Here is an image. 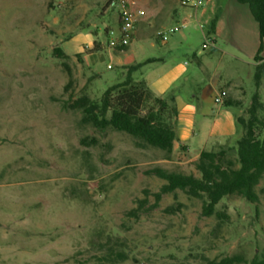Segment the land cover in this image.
<instances>
[{
	"label": "rangeland",
	"instance_id": "rangeland-1",
	"mask_svg": "<svg viewBox=\"0 0 264 264\" xmlns=\"http://www.w3.org/2000/svg\"><path fill=\"white\" fill-rule=\"evenodd\" d=\"M200 9L189 28L173 23L160 32L168 39L190 35L203 51L210 35ZM118 27L119 8L111 0H0V264H105L106 253L119 252L126 260L114 257L113 264L264 257V178L257 205L225 198L217 207L221 217L203 216L202 200L179 190L155 207L154 194L166 182L148 172L161 168L199 177L197 161L141 147L110 128L99 131L81 122V111L66 108L71 96L98 101L125 80L128 67L119 66L105 33ZM79 34L103 43L96 62L86 58L85 46L82 53L70 49L68 42ZM153 51L149 55H159ZM188 57L181 52L175 59ZM64 62L73 73L68 91ZM244 82L235 109L248 119L256 82L254 76ZM259 92L264 103V87ZM241 135L239 127L235 137L207 151L229 150L235 159Z\"/></svg>",
	"mask_w": 264,
	"mask_h": 264
},
{
	"label": "crops",
	"instance_id": "crops-1",
	"mask_svg": "<svg viewBox=\"0 0 264 264\" xmlns=\"http://www.w3.org/2000/svg\"><path fill=\"white\" fill-rule=\"evenodd\" d=\"M137 1L143 16L135 25L130 45L124 50L109 51L118 56L120 67L141 66L133 78L145 81L155 96L164 97L175 91L176 140L172 154L196 162L203 151L239 132L236 109L224 107V102L238 104L237 100H243L246 92L245 77L255 78L257 67L264 70V40L262 43L259 25L248 5L237 0H206L200 9V19L208 29L215 20V32L209 34L211 43L206 48L207 38L202 43L201 51L195 49V38L190 35L166 41L158 36L161 29L170 28L173 23L189 28L193 16L197 18V9L184 5L182 0ZM202 34L206 37L203 30ZM96 42L103 50V43L92 35H75L68 45L76 53H82L83 46L91 50ZM149 50L159 51V55H149ZM100 51L87 54L86 58L96 62L95 55ZM181 52L191 58L185 62L175 59ZM263 80L264 75L260 91Z\"/></svg>",
	"mask_w": 264,
	"mask_h": 264
},
{
	"label": "trees",
	"instance_id": "trees-1",
	"mask_svg": "<svg viewBox=\"0 0 264 264\" xmlns=\"http://www.w3.org/2000/svg\"><path fill=\"white\" fill-rule=\"evenodd\" d=\"M238 3L248 5L260 29V38L264 40V0H237ZM209 34L215 32V20L209 27ZM108 34V30H105ZM100 51L98 44L87 54ZM261 52V49H260ZM55 53L59 58L68 56L58 49ZM259 60V54L256 57ZM69 82L66 90L73 86V73L67 63H63ZM141 66L127 68L124 81L116 83L103 93L102 97L92 100L83 95L78 99L73 96L66 103V108L79 110L83 116L81 122L91 125L99 131L113 129L126 133L139 140V146H150L172 154L176 140L175 91L171 90L164 97L153 94L145 81H136L133 74ZM264 75L263 67H257L255 73L256 92L253 95L248 110V119L237 118L238 127L242 135L236 142V158H229V150L218 152L203 151L196 162L199 177L169 172L156 168L148 172L156 175L166 183L154 194L155 207L159 205L163 196L182 191L187 196L202 200V215L221 217L217 207L225 199L238 196L250 204L257 205L260 201L257 188L264 178V103L261 101L260 87ZM239 106L234 102L225 101L224 107ZM143 206L140 205L130 215L136 216ZM114 257L120 261L126 260V254L119 252L115 255L106 253L103 257L105 264H113ZM212 264H264V257H254L250 261L241 255L225 257L215 260Z\"/></svg>",
	"mask_w": 264,
	"mask_h": 264
},
{
	"label": "built area",
	"instance_id": "built-area-1",
	"mask_svg": "<svg viewBox=\"0 0 264 264\" xmlns=\"http://www.w3.org/2000/svg\"><path fill=\"white\" fill-rule=\"evenodd\" d=\"M112 5H117L119 8V27L115 31L113 29L108 30V36L110 37L109 48L111 49H126L134 36L135 25L139 18L143 16V11L138 9L137 0H111ZM206 0H182L184 5L190 6L193 9H200L205 5ZM185 28V25H182ZM176 29H172L169 33H174ZM158 36L166 41L168 36L159 32ZM211 43L210 39H207L204 45L206 48ZM111 69V67L109 66ZM216 103H221V99H216Z\"/></svg>",
	"mask_w": 264,
	"mask_h": 264
}]
</instances>
